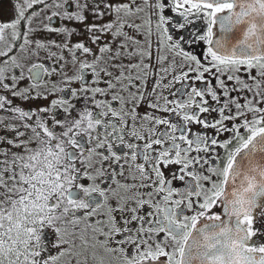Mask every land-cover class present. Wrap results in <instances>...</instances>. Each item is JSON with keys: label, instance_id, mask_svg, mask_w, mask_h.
Returning <instances> with one entry per match:
<instances>
[{"label": "snow or ice", "instance_id": "obj_1", "mask_svg": "<svg viewBox=\"0 0 264 264\" xmlns=\"http://www.w3.org/2000/svg\"><path fill=\"white\" fill-rule=\"evenodd\" d=\"M166 3L185 22L203 17L206 34L174 35L185 27L163 15ZM38 5L54 10L49 26L37 31L35 15L26 13ZM16 15L0 24V43L11 30L24 53L38 34L63 37L62 43L37 39L34 47L52 49V59L78 70L72 78L65 67L34 64L33 89L63 73L56 91L66 95L23 110L6 94L48 95L18 92L0 66V264H264V244H250L264 236L254 226L264 220V0H17ZM57 20L85 26L96 50L71 43L78 33L56 27ZM218 24L222 34L242 25L241 41L229 48L216 39ZM198 43L207 46L202 59L185 49ZM11 52H0V60ZM80 54L91 60L81 62ZM6 62L20 67L14 57ZM20 78L12 76V84ZM218 149L225 150L222 165ZM172 166L178 171L166 180ZM175 180L195 183L176 191ZM194 199L203 202H189ZM218 201L234 226L198 229L201 220L220 222L208 215ZM145 208L151 212L142 215ZM49 230L50 247L43 239ZM161 235L163 243L155 239Z\"/></svg>", "mask_w": 264, "mask_h": 264}, {"label": "flooded vegetation", "instance_id": "obj_2", "mask_svg": "<svg viewBox=\"0 0 264 264\" xmlns=\"http://www.w3.org/2000/svg\"><path fill=\"white\" fill-rule=\"evenodd\" d=\"M83 2V0H82ZM161 2H165V0H161ZM16 3L17 0H0V24H2L3 20H6L10 23L14 22L17 19V15H16ZM51 3V0H50ZM44 8H48V5H38L35 8H32L30 11H28L26 14L28 15L29 18H31L33 15H35L36 17H42L43 19L40 20L39 24L35 27H32V29L34 30H39V29H43L49 26V21H48V16L52 14V10H54V5L52 7V9H50L49 11H41V9ZM166 8L169 10H166L163 15L166 18L172 19L174 20L176 23L180 24L181 26L185 27V32L184 33H175L173 32L174 35H190L193 30H195V32L200 35L203 36L206 34V29H207V24L204 22V18L203 17H199V16H192L190 17L191 21H196V23H190V22H185L183 20L182 17L180 16H176L175 13L173 11H171V4L170 3H166ZM75 9H73L74 11ZM149 15V13H145V18H147ZM227 15V14H225ZM157 16V13L155 11L151 12V17L153 19V21H155ZM94 21L91 18V16H89L88 19V24H92ZM110 22L109 20H105L102 23H108ZM140 23H143V19L141 21H139ZM61 24L66 25L68 28L70 29H75L76 32L78 33L77 35H74L72 37L71 43L76 44V43H85L87 44L89 47L92 48L93 51H95V46L91 45L89 40H88V33L86 31V27L85 26H81L79 24L73 23V22H68V21H60L57 20L55 26L56 27H60ZM27 25L26 23H21L20 28L18 29V32H24L26 29ZM146 31V29H145ZM214 32V36L217 39L220 33V25L218 24L216 26V28L213 29ZM153 39H155L156 37V30H155V24L153 23ZM131 35H135V33H130ZM40 40V42H46L48 40H52V41H56V42H64V38L63 37H57V36H51L49 37L47 34H43V35H37V37H35L33 39V47L29 48L27 50L28 53V57L26 59H19L17 60V58L22 55L23 53H21L19 51V49L21 47H23V41L22 39L20 40H13L12 39V32L11 30H9L8 32H6L4 34V40L0 45V52L3 51H8L9 48L12 49L11 52V56L10 57H5L4 59L0 60V66L5 67L8 71V84L10 87H16L17 91H21V90H26L28 92H31L33 95L36 94H40L41 96L43 95H48L49 99L48 100H44L42 98L40 99H34V100H29L27 98H23V99H13L12 95L6 94L7 98L9 100L12 101L14 106H18L23 110H36L39 109L41 107H48L50 102L55 101L57 99H60L63 95V93H60L58 91H56V89L60 86V80L61 78L64 76L63 73H61L58 76H54V77H45L40 83H41V87L38 89H33L32 88V81L31 79H29V72L28 69L33 67L34 64L36 63H40L42 64L44 67L46 68H53L55 67L56 71H59L62 67H65L62 63L55 61L54 59H52V57L49 55V53L51 51H53L52 49H48L46 51H40L38 49H36L34 47V44L36 42V40ZM108 40V42H110L111 38H106ZM103 43V41H102ZM206 45H204L203 43H198L196 45H194V47L192 48H188L187 45L185 46V49L187 51L192 52L193 54H195L197 57L199 58H203V53L206 51ZM26 54V51L24 52ZM33 53H35V55H33ZM57 55H60L59 52H57ZM67 55V54H65ZM81 55V62H83L84 60H91V57H84L83 54ZM15 58L16 61L18 62V64L20 65L19 68H15L10 62H6V61H10L12 58ZM77 68H73L71 64L67 65L65 67V71L68 73L69 77L74 78L76 73H77ZM242 71H246V70H242ZM12 76H17L18 78L22 77L19 79V83L18 85H13L12 84ZM245 77H241V79H244ZM91 78L89 77V80ZM65 87H72V88H78L79 85H72V86H68L65 85ZM52 92H56L55 95H51ZM172 99H176L175 97H171ZM69 99H71L70 95H69ZM78 108H80L81 110L84 108V101L81 100L78 102L77 104ZM144 109H141V112H144ZM79 113L74 112L73 116L76 117L78 116ZM64 114L58 113L57 114V118L58 119H63ZM59 131V130H58ZM244 135H247V133H243ZM219 135V134H217ZM78 139H82V138H78ZM229 139H231V134H227V136H220L219 138V142H227ZM235 143L230 144L229 145V151L233 150L235 148ZM218 154V156L220 157V164L222 165L224 162V156H225V150L224 149H218L215 150ZM207 159H209L211 161V157H206ZM255 159H261V157L258 155ZM212 167H216V162L215 161H211ZM178 169L176 166H172L169 169L164 170V175L166 180L167 179H171L172 178V173L173 172H177ZM200 175H204L206 176L209 180L212 181V183H219V177H215V176H208V172L205 171L204 169H200L199 173ZM86 183V182H84ZM194 181H185V183H181L179 180H175L173 181V190L176 191H184L187 189L188 184H194ZM203 188H211V184H203L202 185ZM234 190V189H232ZM173 199H177V197H173ZM190 203L195 204H199L202 203L203 200H191L189 201ZM264 202V201H262ZM217 207L213 208L212 212L208 213L209 216L212 215H218L221 217V220L219 223H222L225 220V208H226V204L222 201H218L217 202ZM169 207H171V205H169ZM200 210L197 208L195 209V212H199ZM151 212V209L145 208L142 211V215H147L148 213ZM195 212L193 213H187L185 212V215H187L189 218L195 214ZM154 215V213H153ZM255 215V214H254ZM217 222L214 221H210V220H201L200 224L197 225L198 229L204 228L207 225H211V224H219ZM254 226L256 229H259L260 232H264V220H260L259 222L254 221ZM193 237L196 240L199 235L198 233H193ZM45 240V242L49 245H51V243L55 240V236L54 234L49 230L47 232V234L44 236L43 238ZM155 239L159 240L161 243H163V235H161L160 237H155ZM250 244L253 246H257V245H262L264 244V236L258 235L256 237H253L252 241H250ZM166 249L169 253L172 252V246L171 245H167ZM52 255H55V250H52ZM160 264H167L166 261H161Z\"/></svg>", "mask_w": 264, "mask_h": 264}, {"label": "water", "instance_id": "obj_3", "mask_svg": "<svg viewBox=\"0 0 264 264\" xmlns=\"http://www.w3.org/2000/svg\"><path fill=\"white\" fill-rule=\"evenodd\" d=\"M242 28L243 26H237L235 29H233L231 32H228L226 34H222L221 32L219 33V36L217 39L223 38L225 43L229 48L235 47L236 44H238L241 39H242ZM240 181L237 180L235 183H239ZM226 191H232L231 186L226 187ZM235 221L230 220L226 215H225V220L222 223L219 224H211L207 225L204 228L206 229H212L215 228L216 230H219L224 227H232L234 226ZM200 238L198 237L196 240H199ZM195 255V253H193ZM195 264H200L199 261H196Z\"/></svg>", "mask_w": 264, "mask_h": 264}, {"label": "rangeland", "instance_id": "obj_4", "mask_svg": "<svg viewBox=\"0 0 264 264\" xmlns=\"http://www.w3.org/2000/svg\"><path fill=\"white\" fill-rule=\"evenodd\" d=\"M41 19H43L41 16H40V17H36L35 19H33V20H32V25H31V27H35V26H37V25L39 24V22H40ZM2 24H3V25H7V24H9V22L6 21V20H3ZM0 45H1V43H0ZM28 49H29V48H28ZM28 49L25 50V51H26V54L23 53L22 55H20V56L17 58V60H19V59H26V58L28 57V53H27V50H28Z\"/></svg>", "mask_w": 264, "mask_h": 264}]
</instances>
